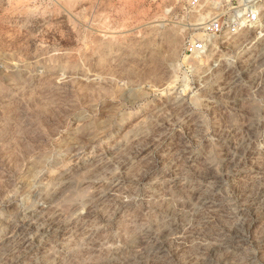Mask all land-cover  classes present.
<instances>
[{"label":"rangeland","instance_id":"1","mask_svg":"<svg viewBox=\"0 0 264 264\" xmlns=\"http://www.w3.org/2000/svg\"><path fill=\"white\" fill-rule=\"evenodd\" d=\"M258 3L0 0V264H264Z\"/></svg>","mask_w":264,"mask_h":264},{"label":"built area","instance_id":"2","mask_svg":"<svg viewBox=\"0 0 264 264\" xmlns=\"http://www.w3.org/2000/svg\"><path fill=\"white\" fill-rule=\"evenodd\" d=\"M184 9L205 13L208 19L201 24V32L184 41V56L203 54L212 37L232 36L246 29L260 26L259 0H176Z\"/></svg>","mask_w":264,"mask_h":264},{"label":"bare ground","instance_id":"3","mask_svg":"<svg viewBox=\"0 0 264 264\" xmlns=\"http://www.w3.org/2000/svg\"><path fill=\"white\" fill-rule=\"evenodd\" d=\"M234 244V243H233Z\"/></svg>","mask_w":264,"mask_h":264}]
</instances>
